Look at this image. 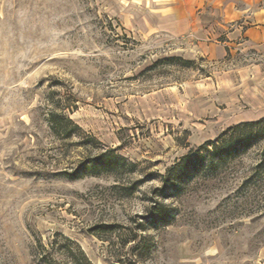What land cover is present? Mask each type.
Returning <instances> with one entry per match:
<instances>
[{"label": "rangeland", "instance_id": "374dc122", "mask_svg": "<svg viewBox=\"0 0 264 264\" xmlns=\"http://www.w3.org/2000/svg\"><path fill=\"white\" fill-rule=\"evenodd\" d=\"M170 2L0 0V264H264V137L181 195L155 191L264 117V43L190 59L153 27ZM171 56L193 64L154 66ZM101 154L123 159L116 173L68 176Z\"/></svg>", "mask_w": 264, "mask_h": 264}, {"label": "crops", "instance_id": "0c3cea01", "mask_svg": "<svg viewBox=\"0 0 264 264\" xmlns=\"http://www.w3.org/2000/svg\"><path fill=\"white\" fill-rule=\"evenodd\" d=\"M253 0H171L155 30L185 41L186 56L224 60L264 43V7Z\"/></svg>", "mask_w": 264, "mask_h": 264}, {"label": "trees", "instance_id": "16d2710c", "mask_svg": "<svg viewBox=\"0 0 264 264\" xmlns=\"http://www.w3.org/2000/svg\"><path fill=\"white\" fill-rule=\"evenodd\" d=\"M179 63L182 66L192 65L191 60L183 59L180 56H171L158 60L157 64ZM51 125L66 131L61 122H71L70 119L61 114L50 115ZM264 137V117L254 121H245L226 128L216 139L206 140L195 151L182 156L179 161L166 168L165 173L160 175L162 186L155 191L163 195L165 190H171L176 195H181L186 187L196 178H214L224 169L228 162L234 161L237 157L246 153L252 146ZM110 157L101 154L89 161L83 167L69 174L70 178H79L85 175L98 176L108 175L117 172L119 160L117 156ZM133 166V164H129ZM152 220L161 222L168 226L174 221L166 207L161 202H155L151 212ZM157 225V224H156ZM43 264H56L54 260H43Z\"/></svg>", "mask_w": 264, "mask_h": 264}]
</instances>
